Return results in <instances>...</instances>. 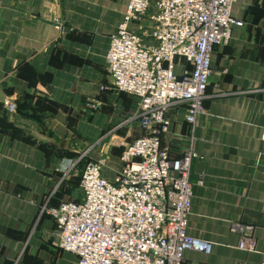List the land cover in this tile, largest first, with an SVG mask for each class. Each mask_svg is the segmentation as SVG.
<instances>
[{
	"label": "crops",
	"instance_id": "1",
	"mask_svg": "<svg viewBox=\"0 0 264 264\" xmlns=\"http://www.w3.org/2000/svg\"><path fill=\"white\" fill-rule=\"evenodd\" d=\"M127 8L0 0V264H75L54 247L44 207L83 200L82 156L107 158L102 175L114 181L125 146L144 135L138 99L113 87L106 59ZM232 16L244 25L215 48L205 113L191 125L184 105L168 112L170 158L197 155L187 234L211 246L186 251L184 264H264V0H236ZM185 66L178 60L176 73ZM236 223L249 228L253 251L239 248Z\"/></svg>",
	"mask_w": 264,
	"mask_h": 264
},
{
	"label": "built area",
	"instance_id": "2",
	"mask_svg": "<svg viewBox=\"0 0 264 264\" xmlns=\"http://www.w3.org/2000/svg\"><path fill=\"white\" fill-rule=\"evenodd\" d=\"M127 1L106 59L113 87L138 99L144 135L125 146L114 181L102 175L107 158L87 162L83 200L43 212L57 226L56 247L74 254L75 264H184L186 251L209 252L211 246L187 234L197 155L170 158L163 145L168 112L184 105L186 121L196 124L206 111L215 48L228 44L233 27L244 23L232 16L236 0ZM178 60L186 64L180 75ZM5 106L16 114L15 102ZM89 107L97 111L100 104ZM232 228L242 234L239 248L253 251L249 228L239 223Z\"/></svg>",
	"mask_w": 264,
	"mask_h": 264
},
{
	"label": "trees",
	"instance_id": "3",
	"mask_svg": "<svg viewBox=\"0 0 264 264\" xmlns=\"http://www.w3.org/2000/svg\"><path fill=\"white\" fill-rule=\"evenodd\" d=\"M74 157H77V156L75 155ZM85 165H86V163H84V160H82V161L79 163V167H80V169H81V171H82V174H83V171H84ZM81 179H82V175L79 177V182H80V183H81ZM58 206H59V205H58ZM55 207H57V206H55Z\"/></svg>",
	"mask_w": 264,
	"mask_h": 264
},
{
	"label": "rangeland",
	"instance_id": "4",
	"mask_svg": "<svg viewBox=\"0 0 264 264\" xmlns=\"http://www.w3.org/2000/svg\"><path fill=\"white\" fill-rule=\"evenodd\" d=\"M53 245H54V247H55L56 249L60 250L58 247H56V245H55V242H54V244H53Z\"/></svg>",
	"mask_w": 264,
	"mask_h": 264
}]
</instances>
